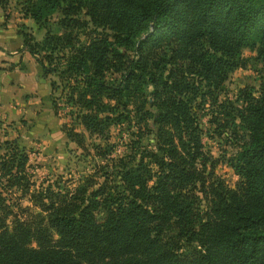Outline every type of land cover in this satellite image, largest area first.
<instances>
[{"label":"trees","instance_id":"16d2710c","mask_svg":"<svg viewBox=\"0 0 264 264\" xmlns=\"http://www.w3.org/2000/svg\"><path fill=\"white\" fill-rule=\"evenodd\" d=\"M18 2L45 30L22 31L20 49L39 76L63 82L52 108L69 107L81 126L63 125L66 138L85 148L84 132L106 141L125 123L129 139L116 157L111 143L93 144L106 162L70 186L40 187L22 139H4L0 264H264V0ZM243 47L262 79L220 99L250 60ZM204 102L230 154L205 149ZM219 162L237 175L233 186Z\"/></svg>","mask_w":264,"mask_h":264},{"label":"rangeland","instance_id":"374dc122","mask_svg":"<svg viewBox=\"0 0 264 264\" xmlns=\"http://www.w3.org/2000/svg\"><path fill=\"white\" fill-rule=\"evenodd\" d=\"M54 18L50 20L52 30H56ZM22 31H30L36 39H40L44 34L43 28H38L31 18L22 15L18 0H8L4 5H0V43L7 46L10 50H18L22 45ZM242 55L248 57L249 62L246 67L236 68L230 73L229 78L218 91L220 99L235 100L238 90L246 85L257 87L261 81V76L255 70L256 66L251 57L254 51L249 47H243ZM45 80L48 82L49 93L46 99L43 98L41 108L28 118H17L7 121L0 119V143L9 134L10 138H21L24 146L29 150L30 165L28 172L30 179L34 182L33 187L46 185L55 180H65L68 186L71 181L74 182L85 174L91 172L98 163H105L106 160L94 155L93 144L113 145L110 155L118 156L125 151L124 143L129 139V131L126 124L111 126L109 129L110 137L104 141L96 136H89L84 132L85 148L77 146L73 141L66 138L61 129L63 125L74 126L77 130L81 129L78 121L69 115V107L58 104V110L55 113L52 108V98H55L63 85L56 74H49ZM54 80L55 85H50ZM53 95V96H52ZM57 98V97H56ZM6 97H4V101ZM56 101H59L56 100ZM60 103V102H59ZM237 103L240 104L239 101ZM8 107V106H7ZM6 107L8 113L9 111ZM43 107V108H42ZM199 115V121L205 133L203 134V143L205 149L210 151L214 157H218L225 152L230 154L233 147L229 139L224 138L225 133L217 134L214 129L215 124L209 122L211 117V106L204 102L196 107ZM9 139V138H7ZM108 141V142H107ZM32 150V151H31ZM2 151V149H0ZM226 183L233 186L237 180V175L232 168L223 162H219L215 168ZM17 191L11 193L12 200L16 201ZM22 205L30 204L27 197L19 199Z\"/></svg>","mask_w":264,"mask_h":264},{"label":"crops","instance_id":"0c3cea01","mask_svg":"<svg viewBox=\"0 0 264 264\" xmlns=\"http://www.w3.org/2000/svg\"><path fill=\"white\" fill-rule=\"evenodd\" d=\"M45 78L38 75L36 61L27 50H10L0 43V119L33 116L51 93Z\"/></svg>","mask_w":264,"mask_h":264}]
</instances>
